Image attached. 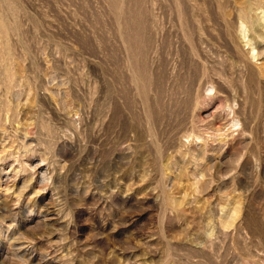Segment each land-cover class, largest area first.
Returning a JSON list of instances; mask_svg holds the SVG:
<instances>
[{
	"label": "rangeland",
	"instance_id": "rangeland-1",
	"mask_svg": "<svg viewBox=\"0 0 264 264\" xmlns=\"http://www.w3.org/2000/svg\"><path fill=\"white\" fill-rule=\"evenodd\" d=\"M0 264H264V0H0Z\"/></svg>",
	"mask_w": 264,
	"mask_h": 264
},
{
	"label": "bare ground",
	"instance_id": "bare-ground-1",
	"mask_svg": "<svg viewBox=\"0 0 264 264\" xmlns=\"http://www.w3.org/2000/svg\"><path fill=\"white\" fill-rule=\"evenodd\" d=\"M259 1V0H258ZM256 2V1H255ZM257 3V2H256ZM256 3H254V2H251V3H249L247 6H246V9L248 8H251L253 5H255ZM246 9H244V10H246ZM241 13V12H240ZM246 14H247V12H246ZM185 16V15H184ZM246 16V15H245ZM184 23V22H183ZM3 24V23H2ZM243 25V24H242ZM230 33V32H229ZM228 33V34H229ZM260 33V32H259ZM231 34V33H230ZM229 36V35H228ZM230 37H231V35H230ZM263 38V37H262ZM232 39V38H231ZM263 40V39H262ZM249 44V43H248ZM257 44H259V43H257ZM261 47V46H260ZM251 49V48H250ZM261 49V48H260ZM260 51V50H259ZM257 54H258V57H259V55L261 56V54H263L261 51L260 52H257ZM247 72H248V70H247ZM251 72V71H250ZM253 72V71H252ZM254 73V72H253ZM259 73V72H258ZM258 73H257V75H258ZM256 75V77H259V75L257 76ZM249 76V75H248Z\"/></svg>",
	"mask_w": 264,
	"mask_h": 264
}]
</instances>
